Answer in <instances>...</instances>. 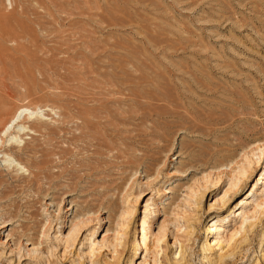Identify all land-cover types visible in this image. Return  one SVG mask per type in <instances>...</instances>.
I'll return each mask as SVG.
<instances>
[{
	"label": "rangeland",
	"instance_id": "obj_1",
	"mask_svg": "<svg viewBox=\"0 0 264 264\" xmlns=\"http://www.w3.org/2000/svg\"><path fill=\"white\" fill-rule=\"evenodd\" d=\"M100 103L138 134L128 155L152 138L147 154L167 157L140 165L125 202L116 185L128 187L134 165L69 141L84 131L71 117ZM21 108L37 117L9 155L21 169L0 153L2 176L21 177L0 198V264H264V0H0V129ZM35 144L51 152L46 171L72 167L75 186L65 175L24 181L38 171ZM81 157L97 169L74 165ZM225 159L234 170H218Z\"/></svg>",
	"mask_w": 264,
	"mask_h": 264
},
{
	"label": "bare ground",
	"instance_id": "obj_2",
	"mask_svg": "<svg viewBox=\"0 0 264 264\" xmlns=\"http://www.w3.org/2000/svg\"><path fill=\"white\" fill-rule=\"evenodd\" d=\"M4 25V24H3ZM29 29V28H28ZM2 34H6L8 33V30L4 27H2ZM99 81V80H98ZM98 83V82H97ZM100 83V81H99ZM189 98V97H188ZM172 99V98H170ZM168 100V99H167ZM192 100V99H191ZM170 101V100H168ZM172 102V101H171ZM174 107H183L181 104L179 103H172ZM180 107V108H181ZM248 107V106H247ZM255 107V106H253ZM252 107V111H255V108ZM75 108V107H74ZM177 108V109H178ZM249 108V107H248ZM243 109H246V108H243ZM18 110V109H17ZM16 110V111H17ZM172 110V109H171ZM249 110V109H248ZM83 111L85 112V114H87L86 116H83L82 113ZM118 111V110H117ZM204 111V110H203ZM247 111V110H246ZM251 111V112H252ZM114 112V111H113ZM110 109H108L107 107H105V105L101 104L96 106V107H90V108H84L82 110V112L80 110L77 111V114L73 115L71 118H78L81 120V125H82V128L81 129H84V131H82L81 133L79 134H71V137L69 138V141H79V140H82L84 141L85 139H87L89 142H92L93 143L91 144L92 147H93V150L91 151V154L92 155H98V154H101L102 151H103V148L109 150V151H112L113 149H115V154L114 156L116 158H120L122 159L120 161V166L118 167L119 169H123V168H126L128 166V164H130L129 168H132L133 166L131 165H134V171L131 170V173H130V176L128 178H126L129 183L128 184V187L125 188L127 185H125V187L123 188V184H117L116 185V188L117 189H120L119 190V193L121 194V197L123 199V201H128V197L129 195H131V192L129 191L131 185L133 184L132 182H134L133 180V177H135V175L139 172L138 169L141 166H144L146 169L150 170L152 169L151 166H153V164H159L161 162V166L159 164L160 167L164 166L165 165V162H166V156H165V159L162 160L163 158L161 156H150V154L148 155V151L150 149H152L151 146H153L154 148V145L153 143L151 142V139H148L150 140L148 142L147 139H145L144 141H142L140 139V142L142 141V145H145L146 147H142L141 148V154L139 155H128L127 154V150L129 148H132L133 146V143L135 140V137L138 136V134L134 133L135 132V129L134 128H119L118 125H120L121 123L116 120V117H115V114L113 113ZM249 112V111H248ZM254 112V113H255ZM93 113V114H92ZM84 114V113H83ZM90 114H92V118H90ZM211 114V112H210ZM250 114V113H249ZM172 115H174V117L176 116H180L181 120L184 118L185 120L187 121H192L194 122L195 120L197 119H200V116L198 115H194V112L190 111L188 112V114L184 115V114H180L177 110H173L172 111ZM198 116V117H196ZM211 116V115H210ZM37 117V110H30L28 108H21L19 109L15 114H13V117L0 129V153L3 154V156H6V161H10L9 165L12 164V167L16 168L17 170L21 169L22 166H21V163L18 161L16 163L13 162V160L10 159V153L13 152V148L14 147H19V143L18 140H17V137H19L20 135H26V134H29V133H33L35 130H33L30 126V120H34L36 119ZM133 117V116H132ZM247 117V116H246ZM121 118V117H120ZM206 120L208 119V121H211L212 122V118L211 117H206L205 118ZM77 120V119H76ZM121 120V119H120ZM221 123H225L227 122V119H218ZM241 120V119H240ZM254 119H252L253 121ZM72 121V120H71ZM74 121V120H73ZM126 121V120H125ZM255 121V120H254ZM32 122V121H31ZM80 122V121H79ZM78 122V123H79ZM127 122V121H126ZM240 122V121H239ZM77 123V122H76ZM187 123V122H185ZM217 123V122H215ZM245 123V121H244ZM258 123V122H257ZM260 123H264V120L260 121ZM247 124H250V123H247ZM256 124V123H255ZM77 125V124H76ZM230 125V124H229ZM248 126V125H247ZM67 127V126H66ZM60 128V127H59ZM74 128V126H73ZM50 129V128H49ZM52 129V128H51ZM71 129V128H70ZM92 129V130H91ZM55 129H53L52 132L55 133L54 131ZM60 130L62 131V128H60ZM76 130V129H75ZM78 130V129H77ZM57 131V130H56ZM93 131V132H92ZM251 131V130H250ZM51 132V133H52ZM242 132V131H241ZM245 132V131H244ZM58 133V131H57ZM50 134V132H49ZM122 134H127L126 136H122ZM150 137H154L153 134L151 133H148ZM143 139V138H142ZM154 139V138H153ZM117 140H120L121 141V144L124 145V149L121 148V149H116L114 148L115 145H116V141ZM80 144V143H79ZM158 145V144H157ZM21 146V145H20ZM82 147V146H81ZM258 147V146H257ZM157 148V147H156ZM23 149V148H22ZM27 149V148H26ZM83 149H87L86 147H82L81 149L78 150V152L75 154V156H77L78 154H80ZM89 149V148H88ZM18 150H21V148H19ZM18 150H17V153H18ZM29 152H33L34 155H40V156H37V158H31L29 157L27 160H29V163L28 165L30 167H36V169L38 168V171L37 172H31V176L32 178L31 179H27V180H24V181H28V182H32L33 180H36L38 179L41 175H43L44 178H47V179H50V182L49 183H53L52 179L54 177H59L60 175H65L67 177H64V178H67V180H69L70 182L67 183V186L68 187H72V186H75L76 185V182H75V179L78 177L74 172H72V167L70 169H65L63 166V168H61V170L57 173H53L51 171H46L45 170V165L46 164H49L48 160L45 159V157L47 155H50L51 152L47 151V149L45 147H39L37 148V145H31L30 147H28L27 149ZM82 150V151H81ZM132 150V149H131ZM134 150V149H133ZM153 150V149H152ZM152 150H150L152 152ZM157 150V149H156ZM20 152V151H19ZM104 152V151H103ZM156 152V151H154ZM66 153H71L68 149H63L61 153H57L58 155H65ZM153 154V153H151ZM156 154V153H154ZM158 154V153H157ZM33 155V154H32ZM66 156V155H65ZM73 156V157H75ZM34 157V156H33ZM48 157V156H47ZM90 157V156H88ZM82 158L81 160H76V161H73L72 162L74 163V165L76 163H79V166H83V165H87V172H94L97 167L96 165L95 166H90L89 164L87 163H83V160L86 159L88 160L87 162H89V159L90 158ZM236 156H232V157H229V160H230V164L232 163H237V159L234 160ZM78 158V157H77ZM91 158H93L91 156ZM4 159V160H5ZM73 159V158H72ZM94 159H95V162L97 164H99L103 159L102 157H96L94 156ZM226 160V163L224 164L223 161L221 162V165H219L217 168L218 170L220 169V167H223V166H227L229 167V169H232L234 170V168L230 167V165L227 164V162L229 160L225 159ZM94 163V164H96ZM134 163H137L138 165H135ZM145 163V164H144ZM154 164V165H155ZM57 166H60L56 163ZM49 167V166H48ZM61 167V166H60ZM160 167H158L157 169V175L159 173V169ZM227 167L225 169H227ZM67 168V167H66ZM77 168V167H76ZM34 169V168H33ZM74 169V168H73ZM224 169V170H225ZM32 170V169H31ZM231 170V171H232ZM231 171H228V172H224V171H220L218 173V175L220 176V174H223V173H226L227 175H230L232 172ZM2 172V170H1ZM0 172V185L1 188H0V198L2 199V196L4 195H8L9 193H7L9 190H11L13 187H17L18 183L19 182V179H21L20 176H9L8 177L6 176V178H4L2 175L3 173L1 174ZM97 172V171H96ZM101 173V172H100ZM246 173H247V170H242V171H239L238 172V176L239 177H235V180H233V182L231 183L230 185V189L227 191V192H236L238 190V186H239V183L241 181V178H246ZM92 174V173H91ZM5 175V174H4ZM230 179L231 176H229ZM82 178V177H81ZM78 179V178H77ZM98 179V178H97ZM125 179V180H126ZM260 179H263L264 180V174H261V176L259 177L258 181ZM126 180V181H127ZM133 180V181H132ZM125 181V182H126ZM124 183V182H123ZM56 184V183H55ZM50 185V184H49ZM256 185L254 184L252 186V189L255 188ZM50 188V187H49ZM15 189V188H14ZM254 192V190L252 191ZM262 192H264V189L262 190ZM13 193V192H12ZM163 193L165 194V192L163 191ZM167 193V192H166ZM140 194L137 193L136 196H138ZM6 195V196H7ZM241 200V203H249L250 200L248 199H240ZM264 199H262V202L263 203ZM14 203V202H13ZM157 202L156 200L152 199L151 197H149L147 200H146V204L144 206V211L145 212H149L151 210V206H154L156 205ZM219 204V203H217ZM14 205V204H12ZM220 205V204H219ZM260 205L259 202L257 203V206ZM15 207V206H14ZM242 207V205L240 206ZM243 208V207H242ZM11 211V210H10ZM239 212V209L237 210ZM13 211H11L12 213ZM244 211L241 209V212L239 214H242ZM129 213V210L128 208H125L124 210L122 209L121 211V216H124L126 214ZM146 214V213H145ZM11 215V214H10ZM97 221H99L98 217L95 218ZM3 223H5V221H3ZM76 225V223L73 225V227ZM3 227V226H2ZM205 231H211L213 230V226H210V227H204ZM218 229V233H221V232H224L226 231L224 229V227H219V228H214V230ZM221 231V232H220ZM237 233V232H236ZM234 233V234H236ZM234 234L232 233L230 235L229 238H227L226 242L227 244L229 245L230 241L234 238ZM223 237V236H222ZM246 242L245 240L241 241L240 243H244ZM19 243L21 244V240L19 241ZM137 246V243L134 244V248ZM13 249V248H12ZM11 249V250H12Z\"/></svg>",
	"mask_w": 264,
	"mask_h": 264
}]
</instances>
